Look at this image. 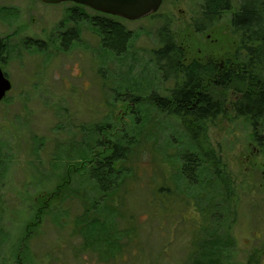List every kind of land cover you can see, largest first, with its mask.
Returning <instances> with one entry per match:
<instances>
[{"label": "rangeland", "instance_id": "374dc122", "mask_svg": "<svg viewBox=\"0 0 264 264\" xmlns=\"http://www.w3.org/2000/svg\"><path fill=\"white\" fill-rule=\"evenodd\" d=\"M193 2L163 0L153 19L125 20L123 24L134 36L131 48L123 56H114L99 45L87 22H73L76 16L71 19V3L43 5L39 0H0V42L8 48L0 68L11 83L5 100L0 102V264H105L98 260L102 246L97 251H77L86 238L74 233L75 222L91 202L119 211L118 197L120 201L124 187L102 198L88 188L81 175H72L68 178L70 189L85 204L82 206V199L77 197L78 201L63 203L50 202L46 197L43 205L48 209L41 216L42 195H49L63 180L67 155L77 160L81 147L94 153L95 149H88L95 140H114L122 129L128 130L126 135L136 132L134 110L124 102L129 88L140 97H148L151 91L165 95L171 88L169 82H161L153 74L150 63L149 50L157 45L155 31L162 17L169 18L186 64L196 61L220 65L234 59L238 41L229 27V13L208 31L197 34L191 25ZM86 11L89 16L97 15ZM74 28L79 39L63 51L61 34ZM37 42L44 46H36ZM209 89L221 111L206 123L202 152L213 154L218 170L229 182L232 202L227 211L223 206L221 219L216 220L214 209H208L223 192L212 181L211 167L204 160L195 175L197 182L193 183L179 176L177 163L158 162L156 153V158L152 153H132L130 160L139 168L138 172L132 169L124 179L125 186H133L116 228L125 230L127 214L131 212L136 231L128 236L134 234L136 245L133 251L132 245L130 250L124 248L123 238L121 256L108 264H182L188 254H202L204 238L212 240V236L224 242L220 245L224 249L226 245L224 254H230L231 264H264V236L257 239L255 235L264 230V191L259 189L263 160L253 150L256 139H264V114L255 129L233 113L230 89ZM139 108L147 121L140 130L143 138L147 135L142 139L145 146L151 149L157 134V144L170 155L173 147L166 133L174 127L166 126V122L164 126L157 125L163 117L151 107L150 100ZM58 125L60 131L55 128ZM69 143L72 148L67 146ZM126 167L130 164L126 163ZM158 167L163 185L171 190L173 198L168 212L154 217L147 184L153 171L156 175L160 172ZM157 180L160 184L161 178ZM97 209L88 210L85 216L101 224ZM29 227L33 234L23 243ZM89 229L86 236H96Z\"/></svg>", "mask_w": 264, "mask_h": 264}, {"label": "trees", "instance_id": "16d2710c", "mask_svg": "<svg viewBox=\"0 0 264 264\" xmlns=\"http://www.w3.org/2000/svg\"><path fill=\"white\" fill-rule=\"evenodd\" d=\"M233 5L235 10L230 18V27L239 44L237 61L240 67L231 73L228 70L222 71L217 77L216 88L225 90L231 87L234 95H241V98L233 103L236 115L245 118L256 129V123L264 112V92L260 94L261 91H264V1L235 0ZM231 10L232 0H194L193 14L191 16L192 28L195 33L202 34L220 21L224 13ZM155 16L156 14H152L147 18L153 19ZM73 17V14H71V19ZM79 20L80 23L87 22L90 25L99 41V45L114 56H123L130 51L134 36L133 32L128 30L123 24L125 20L119 17L98 14L75 19L73 22L76 23ZM78 35L75 28L69 29L62 36V50H68L71 44L79 39ZM155 38L157 45L152 50H149L153 74L161 82H169L171 88L165 92V95H158L156 92L151 91L148 97L135 95L129 88V93L124 102L127 103V108L130 107L132 111L134 110L133 115L136 119V125L133 126L136 127V132L132 133L130 131L126 135L125 131L128 130L124 131L122 129L119 136L114 140L109 138H105L106 140H95L88 149V151L95 149L94 153H87L81 147L76 156L77 160L67 155L68 159L65 161V172L67 175L65 174L57 188L49 193V195L53 194L52 197L42 195L39 206L42 216L48 209L43 205L46 197L49 198L50 202L52 200H57L59 203L67 200L78 201L77 198L81 197L74 193V190L72 191L68 184V178L72 175H81L82 181L84 180L89 184L88 188L101 194L102 198H106L111 192L124 187L120 201L118 197L119 211L114 210L109 205L105 206L104 209L103 207H98L97 202H91L89 204L90 208H85L84 212L87 213L88 210L97 207V213L99 212L97 216L101 219V224H98L95 218L88 221V215L85 216V213L77 218L75 222L77 228L74 233L77 231L78 235L86 238L81 248L77 251H97L96 249L99 250L101 249L100 246H102L103 250L98 254V260L99 262L104 261L105 264L112 261L114 257L121 256V240L123 238L125 240L124 248L132 245L133 251L136 245L134 234L132 237L128 236V233L131 234L136 231L135 221L131 212L127 214L125 230L120 232L116 228L117 219L122 220L120 213L123 214L126 210L125 198L131 194L130 187L133 186L130 183L125 186L124 179L130 175L129 173L132 172V169L138 172L139 168L137 163L134 164L130 160L132 153L134 156H149V153H152L154 158L158 155V162L160 161L163 164L177 163L179 176L193 183L197 182L195 175L198 173L199 167H201L200 162L204 160L211 167L212 181L223 192L216 199L214 198L212 204L208 205V209H214L217 214L216 220L221 219L220 215L223 206L226 207V211L228 209L229 182L228 180L226 182L225 176L223 177L218 170L213 154L211 152H202L206 145V123L220 114L221 105L218 100L212 98L207 92L198 93L197 90L205 79L204 74L208 73L209 76H212L215 68L213 69L212 65L206 66L196 61L191 64L184 62L182 49L175 40L168 17H162L160 26L155 31ZM7 54L8 48L6 44L4 45L0 42V61L2 63L5 61ZM244 85H247L248 89L247 92L243 93ZM111 91H115L114 88H111ZM117 96L120 97V94H117ZM145 100H150L151 107L163 117L157 125L161 127L166 122V126L174 127L171 133H166L167 140L173 147L170 155L162 147L163 145L157 144L159 138L157 134L154 135L155 131L152 134L154 135V144L151 149L145 146L147 144L142 140L146 139L147 135L143 138L140 135V130L142 126L146 125L147 121L139 106ZM55 128L58 131L62 129L59 125ZM164 129L166 127H163L162 130ZM142 141H144V144H142ZM67 146L72 148L73 145L69 143ZM126 163L130 164V167L127 168ZM155 164H157V161ZM158 169L160 172L156 175L155 171H153V175L147 184L148 189L150 188L151 196L149 204L152 207V215L154 217L167 213L169 210L167 207H169L173 198L171 190L163 185L162 170L159 167ZM157 178H161L160 184H157ZM79 201L82 206L85 204L83 199ZM213 215L210 220H213ZM109 217H111L112 221L109 220ZM89 227H91L93 235L96 236H86L89 235ZM32 228L29 227V231L22 239L24 240L23 243H26L27 238L32 236ZM120 233H123L124 236L120 237ZM203 233L206 236L205 232ZM212 238V240L204 238L205 245L203 246L202 254H188L182 264H231L230 254H224L227 248L226 245L225 249L220 245L224 242L216 240V236H212ZM14 260H16L15 254Z\"/></svg>", "mask_w": 264, "mask_h": 264}, {"label": "water", "instance_id": "95a60500", "mask_svg": "<svg viewBox=\"0 0 264 264\" xmlns=\"http://www.w3.org/2000/svg\"><path fill=\"white\" fill-rule=\"evenodd\" d=\"M44 4L73 2L105 15L135 21L155 14L163 0H40ZM11 89V83L0 68V102Z\"/></svg>", "mask_w": 264, "mask_h": 264}, {"label": "flooded vegetation", "instance_id": "af4514ba", "mask_svg": "<svg viewBox=\"0 0 264 264\" xmlns=\"http://www.w3.org/2000/svg\"><path fill=\"white\" fill-rule=\"evenodd\" d=\"M40 1V0H39ZM41 2V1H40ZM42 3V2H41ZM66 3H71L72 4V6H70V11H71V14H73V15H75L76 16V19H79V18H84V17H88L89 16V14L87 13V9H89V10H91V11H93V12H96L97 13V15L98 14H102L101 12H97V11H95V10H93V9H91V8H89V7H87V6H85V5H80V4H76V3H73V2H66ZM235 3V0H232V10L231 11H228L227 13H224L223 14V16L225 15V14H228L229 13V27H230V18H231V15H232V12L234 11L233 10V8L235 9V6L233 5ZM43 5H46V4H44V3H42ZM63 4V3H62ZM48 5V4H47ZM51 5V4H50ZM10 8V7H9ZM5 9H7V7H5ZM9 13H11V12H9ZM12 13H14V12H12ZM222 16V17H223ZM214 25H216V23L214 24ZM214 25H212L209 29H211ZM208 29V30H209ZM230 29H231V27H230ZM207 30V31H208ZM67 32V31H66ZM66 32H63L62 34H61V36H63V35H65L66 34ZM204 32H206V31H204ZM232 32V31H231ZM36 44V46H40V47H42V46H44V44L43 43H39V42H37V43H35ZM60 44H62V38H61V41H60ZM238 51H239V44H238ZM237 55H238V52L236 53V56L234 57V59H231L230 61H228L227 63H225V64H220V65H216V64H214V63H209V62H203V65H209V66H211L212 65V67H213V69L215 68V71L213 72V74H212V76H209L208 75V73H205L204 74V81H203V83H202V85H200V87H199V89L197 90L198 91V93H201V92H207L210 96H212V98H214L215 100H217L216 98H215V96H214V94H213V92H211V90L209 89V87L211 88V89H216V81H217V77H218V75L219 74H221L222 73V71H224V70H228V71H230V73L231 72H234V71H236V69H238L239 67H240V65H238V61H237ZM199 63H202V62H199ZM2 70V69H1ZM4 73V72H3ZM4 75H5V73H4ZM6 76V75H5ZM7 77V76H6ZM227 89V88H226ZM228 89H230V97H231V101H230V103H231V107H232V110H233V113H235L236 114V112H235V109H234V107H233V103L235 102V101H237L239 98H241V95L240 94H238V95H234L233 94V92H232V88L230 87V88H228ZM247 89H248V86L247 85H244V88H243V93L244 92H247ZM264 91H261L260 92V94H262ZM227 107H229L230 108V106H227ZM263 114H264V112H263ZM243 118V117H242ZM245 119V118H244ZM256 126H257V123H256ZM253 127V126H252ZM257 128V127H256ZM257 141L253 144L254 146H253V150L262 158V160H263V162H262V164H261V166H260V172H259V176H260V179H261V183H260V186H259V189H261L262 191H264V139H256ZM230 190V189H229ZM231 191H232V186H231ZM232 193V192H231ZM227 199H228V206L231 204V202H232V199H231V195H228V197H227ZM230 212H232V209H230ZM230 214V213H229ZM200 226H201V224H200ZM262 229H263V226H262ZM203 230V229H202ZM201 230V231H202ZM255 235H257V239H261V238H263V236H264V230H260V232L258 233L257 232V234H255Z\"/></svg>", "mask_w": 264, "mask_h": 264}]
</instances>
